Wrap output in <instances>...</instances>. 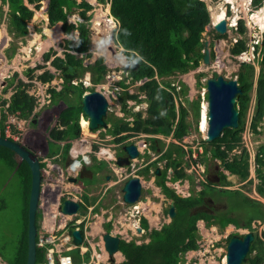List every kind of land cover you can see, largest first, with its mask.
Instances as JSON below:
<instances>
[{"label":"rangeland","instance_id":"obj_1","mask_svg":"<svg viewBox=\"0 0 264 264\" xmlns=\"http://www.w3.org/2000/svg\"><path fill=\"white\" fill-rule=\"evenodd\" d=\"M22 1L32 11L30 20L26 21V33L24 35H16V32L10 30L8 26L10 9L7 3L0 1V104L7 113L6 109L10 106L16 87L24 90L32 98V113L25 119H20L18 116V119H16V116L11 117L8 115L5 126L6 130H9L8 138L20 143L37 158L39 163L43 164L42 167L40 166L42 169L41 209L39 210L41 219L36 238L37 242L42 244L40 249L43 250L44 255L51 250L52 262L54 261L52 264H59V259L63 257L64 253H67L65 249L67 247L74 248L71 239L62 242V237L65 233L70 234L69 229L71 227L75 229V226L80 232L82 231L83 238L78 253L79 255L89 254L87 264H119L121 262L117 258H107V253L104 251L101 253L94 251L95 245L101 241L100 236L97 235L100 226L103 232H105L107 226H110L112 231L123 232L119 235L121 238L128 239V242H134L136 245L147 244L152 231H160L164 226L169 225L172 220L167 215L169 203L172 200L163 194L156 185V181H159L158 175L166 168V160L162 158L166 148L174 150L175 147L178 153H181L180 156L183 162L181 165L185 168L186 177L176 182L166 180L165 185L179 197H194L198 198L200 202L203 197H213L214 199L211 198L212 201L219 205L218 211L213 212V214L215 213L213 217L217 216L220 219L228 217L234 220V225L228 224L223 229L219 227V224L216 223L217 220L214 218L197 220L195 222L198 237L195 242L197 249L184 253L177 264H222L229 239L234 235L241 237L247 232H251L254 236L257 232L254 227L263 222L256 220V217H258L256 215L257 210L247 206L246 201L257 202L260 205L259 208H264V185L263 193H260L258 191L259 179L255 172L256 152L259 146L264 144V115L256 120V126L252 127L256 111L257 79L262 72L261 50L264 47V29H259L252 22V17L259 12L264 0L261 1V5L257 9L252 4L253 0L246 2H243V0H229L233 9L232 12H228L226 17L229 23L231 21L234 26L223 34L224 39H215L210 30L214 25L213 17L221 9L225 11L226 0H201L206 5V14L208 15V25L204 29L201 41L203 46L206 44L209 64H203L200 60L199 67L186 74L153 78L161 89H164L173 97L174 109L177 115L179 104H182L187 111L185 119L191 128H188L190 132L180 140L173 139L172 133L167 135L166 132L165 135H159L143 132L144 120L151 118V115L147 114L148 102L145 92L142 90L146 80L135 81L129 77L128 72L122 73L118 69L120 65L124 64L125 57L120 50L121 47L116 42L118 24L109 14V0H73L77 5L80 3L89 5L86 9L81 7L67 8L62 3L63 12L66 14V22L73 27L68 34L63 33L61 22L49 27L47 22L49 0H41L37 8L35 5L27 4L26 0ZM106 10H108L107 13ZM81 12H84L88 18L83 19L79 15ZM238 19L244 27V33L242 34L238 33L236 24ZM97 22L98 24L95 26ZM79 23L84 25L87 38L90 41V47L84 53H75L68 49V45L74 44L78 39L77 25ZM226 24L229 25L227 22ZM239 39L244 40L246 50L237 56H233L229 51L235 41ZM211 43L212 47H209ZM12 45L15 47L13 51ZM108 46L113 49L114 58H111L110 53L107 52L106 47ZM210 51L212 58L210 57ZM66 54L72 55L75 61L79 62L80 69V77L69 84L62 79L56 80L59 69H56L52 64V61H55L56 58L65 61ZM46 55H48V58L45 59ZM99 58L103 59L106 74L101 82L93 84L86 68L93 66ZM241 63L250 66L253 74L251 89L248 92L249 100L239 135L240 141L228 153V162L231 163L232 159H242L243 156L241 155L244 150L247 154L246 161L248 164L245 177L232 174L229 170L227 171L223 162L213 159L210 151L213 146L208 143L205 145L206 154H204L203 148L200 147V141L205 139L207 131L206 128L205 133H203L200 127L203 105L206 108L207 115L206 79L210 77L211 72L215 71L225 79L236 80L238 73H245L246 70L240 66ZM46 73L50 74V78H45ZM165 81L166 83L169 81L175 91L169 89L164 84ZM18 82L21 85H18ZM91 91H98L107 99L108 106L104 118L106 126L99 128L97 131H89L88 136H84L87 139L84 138L85 141L88 143L85 152V158L87 157L88 161L82 164V155L79 153L73 156L72 149L83 138H69L64 133L69 123L66 119L64 123H61L60 120L62 112H64L65 117L70 114L80 118L82 97H80L79 92L86 94ZM115 92L119 98L115 97ZM109 96H112L114 100L110 101ZM185 99H187V102H185ZM196 101L199 104L197 124L190 105ZM235 105L236 109H239L238 102ZM165 111L166 108L160 107V116H163ZM135 114H140V121H142L139 131L133 130L136 121ZM12 119L15 121L12 122ZM86 119L83 116L80 120L87 124ZM17 122L20 123V126L17 125ZM114 124L118 126L126 125L130 130L122 134L114 133L115 129H112ZM53 129L57 132H63V140L58 141V146L55 148L52 147V142L57 140L51 141L53 139L50 136V131ZM68 131L73 133L71 127ZM4 135L6 134L4 133ZM122 135H129V138L118 144L112 142L113 139ZM153 140L157 142L154 148L151 147ZM120 144H132L138 151L137 158L131 160V165L128 168L126 166L119 168L116 165V153L120 152ZM59 147L61 149L58 151ZM67 147H69L68 156H65L63 154ZM189 151L190 155L188 154ZM9 154L5 153L3 155L7 156L8 163L12 165L11 168L0 158V241L2 243L7 239L13 240L17 231L21 230L19 224H22L25 204V193L18 177L19 165H16L20 161L17 157ZM118 155L120 157L124 156L122 152ZM91 157H95L96 160L93 161ZM157 160L155 168L158 170V175L155 173L153 175V171L156 169L152 168L148 175L143 176L140 170L148 163ZM89 162L90 166L94 163L95 166L99 164L103 167L99 171L94 170L97 176L93 181H90L93 185L89 184L84 187V192L90 195L86 196L80 191L82 182L77 175L79 169L83 166L86 168ZM91 169L93 170V168ZM171 175L172 172L168 169L166 178L169 179ZM129 176L140 178L142 184L139 197L140 203L122 206L118 204V199L120 200L121 196L120 189L122 183ZM106 177L109 178V181L106 180ZM70 179H75V182H71ZM60 191H66L69 194L67 198L72 199L75 197V202H79L80 207L77 213L66 215L68 220L65 229L57 225V221H59V218H57L53 225L52 236H49L44 232L41 225L44 222L47 224L51 220H49L48 212L54 204V197L58 198ZM224 191H227L226 194H221ZM228 191L237 193L231 195ZM84 195L87 198L86 201H84ZM67 198H62L61 201ZM238 200L239 202H237ZM136 205H138V209H135ZM3 206L4 209L1 210ZM197 207L207 208L208 206L199 204ZM247 208L248 210H246ZM150 217H155V220H151ZM251 217L253 221L250 222L249 227L243 229L245 233L242 229L235 227L239 223H244L241 220ZM142 219L146 223L144 229L141 227ZM117 221L118 224H116ZM61 223L64 224V222ZM94 224L96 228H92ZM125 224L130 225L127 226V230L123 228ZM40 238H43L41 242ZM257 239L264 246V227L259 236L255 235L254 241L257 242ZM4 251L5 256L8 257L12 256L14 252L9 249H4ZM102 253L105 254V259ZM254 254L255 251L250 254L249 258ZM0 264L9 263L0 257Z\"/></svg>","mask_w":264,"mask_h":264},{"label":"trees","instance_id":"obj_2","mask_svg":"<svg viewBox=\"0 0 264 264\" xmlns=\"http://www.w3.org/2000/svg\"><path fill=\"white\" fill-rule=\"evenodd\" d=\"M0 1L2 3H7L10 9L8 23L10 30L16 32V35H24L26 33V21L30 20L32 11L24 5L22 0ZM40 1L41 0H26L27 4L35 5L36 8ZM261 1L262 0H254L252 4L257 9L260 7ZM62 3H64L67 8L81 7L86 9L89 5L85 3L77 5L73 0L48 1L47 22L49 27L61 22L63 33L68 34L73 27L66 22V14L63 12ZM108 3L110 4L109 14L118 24L116 29V42L123 49L122 54L126 60L139 64L135 71L129 73V77L135 81L146 80L143 84L142 90L145 92L146 100L148 102L147 114L151 115V118L144 120L143 132L159 135H165L167 132V135L172 133V137L175 140L182 139L190 132V129L188 128H191L185 119L187 111L182 104H179L177 115L174 109L173 97L170 93L161 89L153 78H165L177 74H186L199 67L200 60L203 58V43L201 41L202 34L205 27L208 25V15L206 14L205 3L199 0H109ZM79 15L83 19L88 18L85 16L84 12L79 13ZM237 26L238 33H244V27L241 21L238 22ZM77 31L79 32L78 39L74 44H69L68 49L75 53H84L89 49L90 41L87 38V32L82 23L77 25ZM210 31L211 35L213 33L215 39H224V35H218L213 29ZM212 43L209 47H212ZM245 45L246 44L242 39L235 41L229 51L230 54L233 56L241 54L246 50ZM14 49L15 47L12 45V51ZM261 51L262 72L257 79L255 92L256 111L252 123L253 128L256 126V120L264 115V47ZM210 57L212 58V53L210 54ZM46 58H48V55H46L45 59ZM52 64L56 69H60L63 65L79 66V62L75 61L74 57L69 54L65 55V61L56 58L55 61H52ZM240 66L246 70L245 73L239 72L237 76V82L241 87V94L237 98L239 107L238 127L237 129H225L218 139H215L208 144L213 146V148L210 149L213 159H218L223 162L227 171L229 170L232 174L245 177L247 175L248 164L246 161L247 154L244 150L241 155L243 156L242 159H232L231 163L228 162V153L231 152L240 141L239 135L242 130L244 113L249 100L248 92L251 89V78L253 74V70L250 66L245 65L244 63H241ZM86 71L89 73L93 84L101 82L106 74L103 59H97L93 66L86 68ZM44 76L46 79L50 78V74L48 73ZM164 84L169 87V89L175 91V88L170 85L169 81L168 83L165 81ZM18 85H21L20 82H18ZM181 86L184 87L182 84ZM79 94L80 97H82L83 93L79 92ZM185 102H187V99H185ZM190 105L194 112L195 123L197 124L199 104L196 101L192 102ZM160 107L166 108L163 116H160ZM6 110L7 113L0 104V137L3 138H5L4 129L7 116L12 115L16 117L18 116L20 119H25L32 113V98L27 95L24 90L16 87V91L12 95L10 106ZM80 115L83 117L81 112ZM81 117L79 118L70 114L65 117L64 112H62L60 122L64 123V120L66 119L69 123V126H67V129L64 132L69 138H81L83 136H88L90 133L87 124L84 123L83 120H80ZM134 117L136 118V121L133 130L139 131L140 125H142L140 114H135ZM113 126L114 128L112 129H115L114 133L118 134L130 130L126 125L118 126L117 124H114ZM70 127L73 129V133H69L68 130ZM172 127H174V129H172ZM50 136L53 141L57 140L56 142L63 140L62 131L57 132V130L53 129L50 131ZM127 138H129V135H122L113 139L112 142L118 144L127 140ZM155 143L157 142L153 140L152 148L156 146ZM206 144L207 143L204 140L200 141V147L203 148L204 154L207 152L205 148ZM75 145L76 146L72 149L73 156L79 154V142ZM87 146L88 143H86V147ZM68 149L69 147L65 148L63 155L68 156ZM188 154L190 155V151ZM180 155L181 153H178V150H176L175 147L174 150L166 148L162 156V158L166 160V168L164 171L160 172V175H158L159 181H156V185L161 189L163 194L170 197L173 201L176 216L171 220L169 225L164 226L160 231H152L147 244L136 245L134 242L120 240L118 252L122 254L124 261L119 264H177L184 253L197 249L195 244L196 239L198 238L197 230L195 228V222L197 220L214 218L217 220L215 221L219 224L221 229L228 224L234 225V220L231 218L226 217L224 219L223 217V219H220L217 216L213 217V215H206L198 210L194 211L193 208L200 203L198 198L179 197L172 189L165 185L166 180L176 182L186 177V173L184 172L185 168L181 165L183 162ZM91 158L93 161L96 160L95 157ZM157 162L158 160L145 165L140 170L142 175H148L149 171L156 167ZM255 163V172L259 179L258 191L263 193L264 144L260 145L256 152ZM42 165L43 164L40 163L41 167ZM92 167H96V170L99 171L103 166L101 167L99 164L95 166L93 163V165H91V168ZM168 169L172 172L169 179L166 178ZM18 174L25 193L22 224H19L21 230L17 231L13 240L7 239L4 243L0 241V257L3 260L8 261L9 264H25L26 262L27 202L30 189V172L26 163L22 162L19 164ZM226 192L227 191L221 192V194H226ZM229 193L233 195L237 192L234 191ZM86 199L87 198L84 196V201H86ZM236 199L238 198L236 197ZM237 202H239V200ZM246 202L247 206H251L252 209L255 208L257 210L256 215L258 217H256V220L264 221V208H259L260 205L257 204V202ZM248 208L246 210H248ZM3 209L4 206L1 210ZM40 219L41 214L40 212H37L35 216V226L37 231L40 227ZM241 221H244V223H239L235 225V227L237 229H246L250 226L249 224L253 221V218H246ZM141 225L143 229L146 228L145 220H141ZM73 229L74 227H71L69 230L72 231ZM109 230L110 226H107L106 231ZM4 249H9L12 252L14 251L13 254L11 253L12 256H5ZM254 251L255 254L249 258L250 254ZM67 254L71 257V264H87L89 261V254L84 253L79 255L78 248L65 253V255ZM43 262H45L44 252L42 249L36 247L35 264H41ZM263 262L264 246L257 239V242L254 241L250 246L245 264H262Z\"/></svg>","mask_w":264,"mask_h":264},{"label":"water","instance_id":"obj_3","mask_svg":"<svg viewBox=\"0 0 264 264\" xmlns=\"http://www.w3.org/2000/svg\"><path fill=\"white\" fill-rule=\"evenodd\" d=\"M212 29L218 34L223 35L232 27L227 25L225 20L218 21L212 26ZM218 41V40H217ZM206 45V44H205ZM206 47V46H205ZM110 46L107 48V50ZM111 49V48H110ZM121 50V48H120ZM206 58L208 60V52L206 49ZM113 53V50H112ZM115 57L114 53L112 54ZM124 64L118 67L122 73H131L139 66L138 63L133 61L124 60ZM80 77L79 66L63 65L59 69V75L56 80L62 79L69 84L71 81ZM206 103H207V131L204 141L211 143L215 139L221 136V133L225 129H237L239 123L238 109H236V102L238 96L241 94V87L239 86L237 79H225L217 72L213 71L210 77L206 79ZM116 98L118 94L114 93ZM108 99L113 101V97L109 96ZM82 109L89 114L92 120V124L96 127H105L104 121L108 102L105 96L98 91H91L84 94L81 99ZM0 149H4L11 155L17 157L20 162L26 163L30 172V189L27 203V252L25 264H35L36 254V236L37 229L35 226V216L39 212L40 204L39 199L41 195V167L37 158L25 149L20 143L11 141L0 137ZM125 155L119 157L116 160L118 167L129 166L130 161L136 159L138 151L132 144L124 145L121 149ZM90 172L81 167L78 171V179L85 177L89 178ZM155 174L158 175V170H155ZM71 182H75V179H70ZM141 181L138 177H128L123 183L120 193L121 201L125 205H133L138 202L141 195ZM80 204L66 199L59 203L57 210L62 215H73L77 213ZM167 215L170 219L176 216L173 201H170L167 210ZM139 230V229H137ZM72 244L75 248H78L83 243L81 232L78 229H74L70 233ZM101 241L103 242V250L108 257L118 252L119 237L112 235L109 232H104L101 235ZM254 241V236L251 232H247L244 235L232 236L226 246V253L224 255L225 264H244L249 252L250 246ZM95 251L100 253L98 246L94 247Z\"/></svg>","mask_w":264,"mask_h":264},{"label":"crops","instance_id":"obj_4","mask_svg":"<svg viewBox=\"0 0 264 264\" xmlns=\"http://www.w3.org/2000/svg\"><path fill=\"white\" fill-rule=\"evenodd\" d=\"M250 1V0H249ZM108 12V10H106V13ZM86 139V137H83V139L81 140V142H80V148H79V150L80 151H82V149L84 148L85 150H87V148H86V143H87V141H85V139ZM87 140V139H86ZM51 141H53V140H51ZM82 142H84L85 144L83 145L82 144ZM52 146L55 148L56 146H58V142H52ZM61 148L59 147L58 148V151L60 150ZM5 154V153H9V152H7V151H5L4 149H2L1 151H0V158L2 159V160H4L5 162H6V164L8 165V166H12L11 165V163H8L9 161L7 160V156L6 155H3V154ZM9 155H11V154H9ZM13 156V155H12ZM123 157V156H122ZM22 162H19V163H17L16 165H19V164H21ZM16 165H14V166H16ZM93 168V170L91 169V166H90V162L88 163V166H86V169L90 172V174H89V178H87V177H85V178H83V179H85V181H83V179H81V184L83 185H81L82 186V192L86 195V196H90L87 192L85 193L84 192V187L86 186L87 187V185H89V184H91V185H93V183L92 182H90V181H93V179H95V177L97 176V174H96V172L95 171H97L96 170V167H92ZM120 168V167H119ZM76 169V168H75ZM95 170V171H94ZM151 171V170H150ZM150 171H149V173H150ZM155 173V171H153V174ZM129 177H131V176H129ZM136 177H138V176H136ZM139 178V177H138ZM140 179V178H139ZM106 180L107 181H109V178L108 177H106ZM126 181V180H125ZM124 181V182H125ZM86 182V183H85ZM123 182V183H124ZM123 183H122V185H123ZM40 186H41V184H40ZM122 187V186H121ZM81 191V190H80ZM41 192H42V187H41ZM105 192H106V190H105ZM69 194L66 192V191H60V195H59V197L58 198H55L53 201V205L50 207V210H49V212H48V216H49V220L50 221H48V223L47 224H45V222L44 223H42V228H43V230H44V232H46L49 236H52L51 235V233L53 232V225H54V222L57 220V218H59L58 220L59 221H57V225L58 226H60V228H63V229H65V227H66V222H67V218H66V215L65 216H63L61 213H59V212H57V208H58V205H59V203H61L62 201V198H67V197H69L68 196ZM84 195V196H85ZM85 196V197H86ZM28 197H29V195H28ZM40 198H41V195H40ZM67 199H70V198H67ZM75 197L74 198H72V199H70V200H72V201H75ZM116 199H117V197H116ZM115 199V200H116ZM40 200V199H39ZM56 201V202H55ZM138 202H139V200H138ZM28 203V202H27ZM77 203H79V202H77ZM140 203V202H139ZM118 204H120V205H122V206H128V205H125L124 203H122V201H121V196H120V200L118 199ZM136 204V203H135ZM134 205V204H133ZM138 207V205H136L135 206V209ZM96 208V207H95ZM139 208V207H138ZM41 209V203H40V208H39V210ZM52 217V218H51ZM151 218V220H155V217H150ZM60 219H62V220H60ZM61 222H64V224L63 223H61ZM116 224H118V221H117V223ZM113 227V226H112ZM101 228V226L98 228V230H99V232H98V230H97V235H98V237L100 236V239H101V235L104 233L103 231H102V229H100ZM123 228L124 229H128V227H127V224H125L124 226H123ZM75 229H77V226H75ZM70 231V230H69ZM105 232H109V233H111L112 235H116V236H118L119 237V239L120 240H124L125 242H128V239H126V238H124V237H120V235L119 234H122L123 232H120V231H118V230H115V231H112L111 230V228H110V230L109 231H106L105 230ZM96 234V233H95ZM69 235V236H68ZM68 237H70V239H71V236H70V234L69 233H65L64 234V236L62 237L63 238V241L62 242H66V241H68L69 240V238ZM72 242V241H71ZM68 243V242H67ZM103 242L102 241H100L99 243H97L96 245L98 246V248H99V250H100V253L102 252V251H104L103 250ZM95 245V246H96ZM74 247V246H73ZM75 248V247H74ZM74 248H72V247H67L66 249H65V252H69V251H72ZM79 248V247H78ZM89 252H90V250H88ZM94 251H95V249H94ZM97 253V252H96ZM63 257H68L69 258V264H71V259H70V257L68 256V254L67 255H65V253H64V255H63ZM106 257L107 258H111V259H113V258H117V260H121V262L122 261H124V257L122 256V254L120 253V252H117V253H115V254H113L111 257H108L107 255H106ZM104 261V260H103ZM103 261H100V262H103ZM89 262V261H88ZM87 262V263H88ZM120 262V263H121ZM63 264H67V260H64L63 261Z\"/></svg>","mask_w":264,"mask_h":264},{"label":"bare ground","instance_id":"obj_5","mask_svg":"<svg viewBox=\"0 0 264 264\" xmlns=\"http://www.w3.org/2000/svg\"><path fill=\"white\" fill-rule=\"evenodd\" d=\"M248 0H243V2H246ZM226 2H229V0H226ZM92 4V2H91ZM239 4V3H238ZM240 6V5H239ZM244 10V9H243ZM242 10V12H243ZM221 20H225V11L223 9H221V11L216 14L214 17H213V21H214V24L217 23L218 21H221ZM228 20V19H227ZM250 20V19H249ZM252 22H254V24L256 26H258L259 29H264V2H263V6L261 7V9L259 10V12H257L253 17H252ZM227 23H229V21H227ZM98 22L95 24V26H97ZM230 26H232L233 24H229ZM203 58H202V62L203 64H209V61L207 60L206 58V47H205V44L203 46ZM105 51V50H104ZM88 84V83H86ZM104 88V87H103ZM84 96V94L82 95V97ZM81 113L84 117H86L87 119V127H88V130L89 131H97L99 128H103V127H96L92 124V120H91V117L89 116L88 113L85 112V110L81 109ZM201 123H200V127H201V131L203 133H205L206 131V128H207V117H206V108L205 106L203 105L202 107V112H201ZM200 131V130H199ZM84 137V136H83ZM81 137V138H83ZM29 138V137H28ZM81 141V140H80ZM82 144L84 145L85 143L82 142ZM79 147H80V143H79ZM87 150H85L84 148L82 149V151L79 150V153L82 155L81 157L83 158L84 162L86 163L87 158H85V152ZM41 183H42V180H41ZM138 209V207L136 208ZM52 218V217H51ZM46 219V218H45ZM136 224V223H135ZM129 225V224H128ZM127 225V226H128ZM130 226V225H129ZM134 226V225H132ZM92 228H96V225L94 224ZM134 228V227H133ZM136 228V227H135ZM94 230V229H93ZM243 233H245V231L243 230ZM103 252V251H102ZM103 258L105 259V254H103ZM64 260H67V259H61V264H63V261ZM222 264H225V259L223 258L222 259Z\"/></svg>","mask_w":264,"mask_h":264},{"label":"flooded vegetation","instance_id":"obj_6","mask_svg":"<svg viewBox=\"0 0 264 264\" xmlns=\"http://www.w3.org/2000/svg\"><path fill=\"white\" fill-rule=\"evenodd\" d=\"M109 47V46H108ZM108 47H106V48H108ZM111 48V47H110ZM108 49L107 50V52H109L110 53V55H111V58H114L113 57V53H112V48L111 49ZM114 52V51H113ZM124 146V144H120V152H122L121 151V149H122V147ZM120 152H118V153H116V158H119L120 156L118 155ZM125 156V155H124ZM131 162V161H130ZM130 166V165H129ZM128 167V166H127ZM205 171V170H204ZM208 178V177H207ZM215 179H216V177H215ZM83 186V185H82ZM81 191H82V187H81V189H80ZM204 198V199H203ZM202 199H201V202L199 203V204H203V205H207L208 207L207 208H204V207H195V209H193L194 211L195 210H198L199 212H203V213H205V214H207V215H215V213L213 214V212H215V211H218V208H219V205H216L215 204V202H213L212 201V199H214L213 197H211V198H209V197H203ZM55 199V198H54ZM66 200V199H65ZM206 209H208L209 211H207ZM226 213V212H225ZM231 217V216H230Z\"/></svg>","mask_w":264,"mask_h":264},{"label":"built area","instance_id":"obj_7","mask_svg":"<svg viewBox=\"0 0 264 264\" xmlns=\"http://www.w3.org/2000/svg\"><path fill=\"white\" fill-rule=\"evenodd\" d=\"M227 5H229V8L226 7ZM225 7H226L225 8V14L228 13L229 11L232 12L233 6H231V4L229 2H226L225 3ZM14 121L15 120L12 119V122H14ZM17 125H18V123H17ZM5 134H6V136H9V130H6V128H5ZM263 227H264V223H259V224H257V227H254V228H256L257 233L260 234L261 231H262V229H263ZM69 239H70V237H69ZM42 240H43V238H40V242ZM41 246H42L41 243L36 242V247L40 248ZM44 256H45V263H47V264L54 263V261L52 262V251L51 250L48 251ZM63 258L64 259H67V264H69V258L68 257H62V258H60L59 259V264H61V259H63Z\"/></svg>","mask_w":264,"mask_h":264},{"label":"clouds","instance_id":"obj_8","mask_svg":"<svg viewBox=\"0 0 264 264\" xmlns=\"http://www.w3.org/2000/svg\"><path fill=\"white\" fill-rule=\"evenodd\" d=\"M199 1H201V0H199ZM250 1H252V0H250ZM254 1V0H253ZM203 2V1H202ZM227 8H229V5H227L226 6ZM227 14L228 13H226L225 14V22H227V21H229V20H227ZM240 20L238 19V22H239ZM238 22L236 23V24H238ZM230 23H231V21H230ZM230 23H228V24H230ZM231 24H233V23H231ZM233 26L234 25H232L231 27L233 28ZM121 51H123V49L121 48ZM124 60H126L125 58H124ZM9 116H12V115H9ZM12 117H14V116H12ZM16 119H18L17 117H15ZM18 123V126H20V123L19 122H17ZM5 128H6V126H5ZM4 133H5V129H4ZM5 139H9V140H11V141H15V140H12L11 138H8V136H6L5 135ZM17 142V141H16ZM87 158V157H86ZM81 162H82V164H85V162H84V160L83 159H81ZM132 162V161H131ZM131 162H130V165H131ZM127 167V166H126ZM128 168V167H127ZM131 177H136V176H131ZM39 204H40V200H39ZM57 212H59L58 210H57ZM264 222V221H263ZM263 222H261V223H263ZM243 230V229H242ZM255 235H257V236H259L260 234H258L257 232H256V234ZM255 235H254V237H255ZM37 242V241H36ZM254 242V241H253ZM44 263V262H43Z\"/></svg>","mask_w":264,"mask_h":264}]
</instances>
